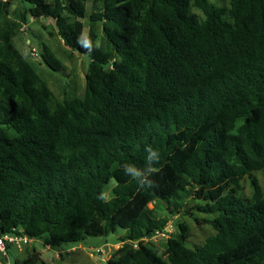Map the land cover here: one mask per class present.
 <instances>
[{
    "label": "trees",
    "instance_id": "1",
    "mask_svg": "<svg viewBox=\"0 0 264 264\" xmlns=\"http://www.w3.org/2000/svg\"><path fill=\"white\" fill-rule=\"evenodd\" d=\"M88 3L0 0V234L120 236L106 264H264V0ZM87 17L90 52L78 42ZM31 19L53 20L90 59L83 98L60 102L14 45ZM41 56L65 69L46 44ZM147 146L160 170L138 190L123 165L142 168ZM197 213L215 233L189 246L179 220L159 254L151 239L169 215ZM27 264L47 263L34 250Z\"/></svg>",
    "mask_w": 264,
    "mask_h": 264
},
{
    "label": "rangeland",
    "instance_id": "2",
    "mask_svg": "<svg viewBox=\"0 0 264 264\" xmlns=\"http://www.w3.org/2000/svg\"><path fill=\"white\" fill-rule=\"evenodd\" d=\"M91 2L92 0H89L88 13L91 10ZM210 2L221 7L230 6V0H210ZM194 12L202 15L198 10H194ZM84 22L86 26L85 34L88 36L89 17ZM13 43L35 67L40 77L54 92L60 102L85 96L86 73L90 59L87 56L79 55L64 45L62 39L57 35V29L53 20L40 19L30 21L26 32H20L14 38ZM43 44H46L62 62L65 68L62 72L53 71L44 63L41 56ZM97 44L99 45L100 41ZM32 48L37 51V58L31 56ZM255 177L264 191V170L257 171ZM241 185L242 190L239 192V196L246 199L251 198L253 190L250 179H244ZM160 202L161 199L158 198L156 203L159 204ZM153 208L154 204H150L149 209ZM169 217V224L173 228L172 233L168 237L151 239L159 254H163L167 250V239L176 232L175 224L179 220L187 222L190 227L191 238L189 246L203 244L209 236L215 233L213 226L204 221L209 220L210 216L197 213L196 217L201 218L199 222L182 215L176 217L169 215ZM119 237L112 235L104 238H88L86 241L78 244H54L48 235H44L35 239L31 246L23 247L21 250L15 246H9L7 255L0 254V264H17L18 262L27 264L30 254L34 250L47 264H106L114 251L123 245L122 242H119ZM22 251L23 254L20 253ZM94 258L98 260H94Z\"/></svg>",
    "mask_w": 264,
    "mask_h": 264
},
{
    "label": "clouds",
    "instance_id": "3",
    "mask_svg": "<svg viewBox=\"0 0 264 264\" xmlns=\"http://www.w3.org/2000/svg\"><path fill=\"white\" fill-rule=\"evenodd\" d=\"M78 42L81 44L82 47L88 49L89 52L93 48V42L86 34H82ZM145 151L147 155L145 158V165L142 168L134 164L123 165L124 174L130 177L131 180L137 184L138 190L143 189L146 186L150 187L152 185V181L149 179V177L160 170L157 167L161 160V154L159 150L154 149L151 146H147ZM114 186L115 182H110L109 190L102 192L100 198L108 199L110 196V188Z\"/></svg>",
    "mask_w": 264,
    "mask_h": 264
},
{
    "label": "built area",
    "instance_id": "4",
    "mask_svg": "<svg viewBox=\"0 0 264 264\" xmlns=\"http://www.w3.org/2000/svg\"><path fill=\"white\" fill-rule=\"evenodd\" d=\"M32 20L33 19H31V21ZM26 28L27 26H24L22 30H26ZM31 56L37 58V51L34 48L31 49ZM172 231V226L168 224L162 233H157L156 238L168 237ZM34 241L35 239L23 232L0 234V254L7 255L9 246H15L17 249L21 250L23 247L31 246Z\"/></svg>",
    "mask_w": 264,
    "mask_h": 264
},
{
    "label": "crops",
    "instance_id": "5",
    "mask_svg": "<svg viewBox=\"0 0 264 264\" xmlns=\"http://www.w3.org/2000/svg\"><path fill=\"white\" fill-rule=\"evenodd\" d=\"M101 246V245H100ZM25 251V250H24ZM20 253H22L23 254V251L22 252H20ZM94 260H98V259H96V258H94Z\"/></svg>",
    "mask_w": 264,
    "mask_h": 264
}]
</instances>
